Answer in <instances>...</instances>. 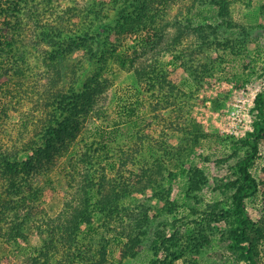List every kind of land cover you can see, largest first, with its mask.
I'll list each match as a JSON object with an SVG mask.
<instances>
[{
	"label": "trees",
	"instance_id": "1",
	"mask_svg": "<svg viewBox=\"0 0 264 264\" xmlns=\"http://www.w3.org/2000/svg\"><path fill=\"white\" fill-rule=\"evenodd\" d=\"M62 1L0 0V15L14 18L8 42L0 40L3 54L14 44L10 66L8 57L0 55L1 83L30 56L35 58L39 45L45 66L32 78V84L20 82L36 97L41 115H21L16 137L4 140L0 136V238L18 244L35 231L40 245L25 264H121L125 258L136 257L145 242L152 255L148 264H173L179 258L187 264H200L202 251L216 242L211 224L223 223L226 230L220 235L235 253L232 264H261L264 223L256 227L251 221L245 199L259 190L250 168L264 141V90L254 97L252 130L233 141L232 152L220 160L238 156L231 166L234 178L222 184L230 194L224 201L216 199L200 208L203 199L197 194L206 181L204 171L193 165L183 168L181 162L210 134L190 116L193 91L186 92L173 78L186 75L187 82L197 89L225 58L243 54L256 25L247 24L244 15L234 11L239 4L250 7L255 0H85L75 8L71 4L75 0H66V7L56 11ZM172 5L177 6L176 13L167 18ZM259 9L264 15V1ZM71 18L81 20L66 23ZM3 20L0 23L7 24ZM168 26L177 30L165 37ZM136 34L142 39L139 50L134 55L121 54L123 40ZM21 39L26 43L21 44ZM29 49L34 53L29 54ZM76 51L81 56L71 59ZM163 55L171 57V63L162 61ZM112 58L133 70L145 97L146 113L160 124L161 138L154 140L135 128L127 135L131 140L135 137L128 147L113 145L116 129L111 132L106 122L103 96L108 85L105 69ZM261 68L264 74V59ZM0 116L4 120L9 115L0 111ZM173 131L180 132L177 145L167 140ZM153 140L157 147L150 146ZM74 144L81 149L71 163L70 193L66 192L61 210L50 215L45 202L53 191L49 189L51 181L43 178L57 157ZM157 148L180 163L177 173L165 177L159 163H137L146 159L147 151L152 156ZM110 170L114 172L110 174ZM175 174L184 176L181 185L186 204L195 200L187 216L193 227L179 234L175 223L170 226L161 221L149 235L150 206L143 201L125 202L152 189L155 199L164 203L156 210L162 214L167 205L177 204L168 198ZM192 214L196 218L192 219ZM30 224L32 231H28ZM171 228L176 230L168 234ZM105 233L121 245L118 263L107 258L109 239Z\"/></svg>",
	"mask_w": 264,
	"mask_h": 264
},
{
	"label": "rangeland",
	"instance_id": "2",
	"mask_svg": "<svg viewBox=\"0 0 264 264\" xmlns=\"http://www.w3.org/2000/svg\"><path fill=\"white\" fill-rule=\"evenodd\" d=\"M84 1L85 0H75L74 3L71 2V4L75 8ZM261 1L264 0H255L250 7L239 4L238 8L234 11L236 15H244V20L247 24L256 25V27L251 29V39L246 43L245 52L243 54L234 57L229 55L228 58H225L224 63L219 66L217 65V71L211 77L205 78L197 89H195L194 85L187 82L185 78L186 75H181L179 78L173 76L175 80H179V87L183 88L186 92L193 91V93H191L194 94L195 100H193V104L189 111L190 116L201 124L205 132L210 134L209 138L202 140L200 145L192 150L189 158L181 162L183 168L187 169L188 166L193 165L204 171L206 181L197 194L199 198L203 199L202 203H200V208H204L207 203L213 202L216 199H223L224 201L230 194V191L223 188L222 184L228 179L234 178L231 166L238 156L229 157L226 161L220 160L223 156L232 152L230 145L233 141L242 137L246 131L252 130L255 113L253 109L254 96L256 93L264 90V74L261 68L264 59V15L259 9V3H261ZM67 4L68 1L63 0L62 3L56 5L57 8L55 10L61 11ZM176 9V5L170 6L167 18L175 14ZM0 19H4L3 21L7 22L5 25L4 23H0V40L8 42L10 28L12 26L11 24L14 22V18H9V16L1 14ZM80 20L81 19L74 20V18H71L67 20L66 23L75 22L78 24ZM176 30V27L168 26L166 31H164L165 37L168 34L172 35ZM20 43L24 44L26 41L21 39ZM141 44V35L136 34L132 38L128 36L123 40L119 52L121 54L132 53L134 55V53L139 50ZM13 47H7L6 54H3L4 51H0V55L3 54L2 57H8L7 63H10L8 66L13 63L14 52L11 51L14 49ZM40 48L39 45L36 49L35 58L30 56V59L23 63H26L25 65L22 64L14 74H9L11 77L8 76L6 82L4 81L5 84L1 83L3 79L0 78V111H5L6 115H9L7 118H4V120H2L0 116V123H2V126H0V136L4 140L10 138V136H17L16 126L21 115H41V112L38 111V106H35L36 97L28 93L29 89L26 88V86L20 85V82H26L25 84H27L28 81L32 84V78L37 77L41 69L45 68L39 56ZM28 51L30 54L33 49H29ZM33 53L34 52L31 54ZM80 56L81 52L76 51L71 54V59L76 57L79 58ZM170 58L171 57L168 55H163L162 61L170 60ZM170 61L169 63H171ZM105 72L108 82L103 92V96L105 97L104 105L107 109L106 122L110 124L109 128L111 132L116 129L115 132L117 134L115 140L112 142L113 145L122 144V147H128V145L135 140V137L131 140L127 135L133 132L135 128H138L139 131L146 135H150L154 140L161 138L159 137L160 124L154 120L150 112L146 113L145 97L136 83L133 70L128 66L121 67L118 60L112 58L108 61ZM15 79L16 81L14 82ZM39 83H41L40 80L38 81V84ZM237 83L239 84L238 86ZM142 100H144L143 103ZM131 111L134 112L131 115L128 114ZM233 111L237 114L236 118L240 119V121H236L237 123L234 126L228 123V115ZM164 115H167V112L164 113ZM151 121L152 123L149 124ZM91 123H94V121ZM96 123L99 122L96 121ZM2 129L6 131L1 132ZM233 130L236 131L235 134L232 133ZM154 140L150 146L157 147ZM167 140L171 145H177L180 140V132L173 131V133H169ZM80 149V145H72L66 154L57 157L47 176L43 178V180L48 179L51 181L49 186L52 188L49 189L53 191L45 202V208L50 215H55L61 210L63 201L67 196L66 194L70 193L68 191V189H70L69 171L75 157L74 155L79 152ZM158 150L159 148H157L152 156H150V153L147 151L145 156L146 159L138 161L137 163L141 164L146 160H148L150 164L152 161V164L159 163L162 170L161 175L165 177H168L169 172L177 173L178 167H181L180 163L176 159L170 158L168 155L165 156L164 153L162 154V152ZM239 150L241 155L244 149L242 148ZM155 155L158 156L157 159H153ZM259 155L260 156L255 159L250 168L253 176L259 181V190L245 199L246 210L256 227L264 223V141L259 145ZM129 166L131 167V165ZM113 172L114 170H110L109 173L111 174ZM80 176L81 174L78 173L76 181L79 182L78 179ZM39 179L40 182H42V177ZM182 182H184V176L182 174H175V178L170 182L171 188H168V198L172 201L176 200L177 204L167 205L162 214L158 213L156 210L164 203L159 199H155V194L152 189H147L143 195H132L125 202L126 204L132 205L143 201L150 206L149 214L151 216V221L148 226L151 231L149 235H152V229L157 228V226H159L158 223L161 221H168L170 226L172 223H175L179 234H183L193 227L190 216H187L191 212L190 204H193L195 200L192 199V201H190L191 203L189 202L186 204L181 185ZM165 187H168V184L165 183ZM46 188L44 193H47ZM159 192L160 191H156V195L159 194ZM223 205L226 207V204ZM194 217L196 218V215L192 214L191 218L193 219ZM179 219H184V221L179 222ZM211 228L215 232L216 242L202 251L198 259L200 264H232L235 253L227 248L224 237L220 235L222 231L226 230V225L223 223H212ZM32 230L33 226L30 224L28 231ZM175 230L171 228L168 234ZM104 236L109 239V244L107 246L108 260L118 263L121 245L115 243L112 240V236L108 235V233H105ZM39 245L40 240L35 231L29 235L26 241L21 240L18 244H11L5 237H1L0 264H23ZM147 247L146 242L143 243L136 257L125 258L121 264H148L152 255L149 253ZM259 247L261 253H264V242L261 243ZM261 261V264H264V256ZM173 264L187 263L179 258L174 260ZM237 264L242 263L239 262Z\"/></svg>",
	"mask_w": 264,
	"mask_h": 264
},
{
	"label": "built area",
	"instance_id": "3",
	"mask_svg": "<svg viewBox=\"0 0 264 264\" xmlns=\"http://www.w3.org/2000/svg\"><path fill=\"white\" fill-rule=\"evenodd\" d=\"M254 97H255V96H254ZM236 115H237V114H235L234 111L231 112V114L228 115V116H229V117H228V123H229V124H232V125L234 126V125H236V123H237L236 121H237V120L240 121V119H237V118H236ZM224 130H226V129H224ZM232 133L235 134L236 131L233 130Z\"/></svg>",
	"mask_w": 264,
	"mask_h": 264
}]
</instances>
